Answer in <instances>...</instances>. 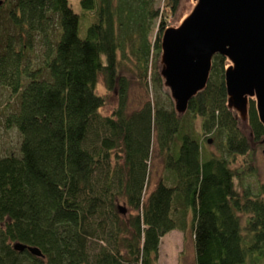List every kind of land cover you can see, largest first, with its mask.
Returning a JSON list of instances; mask_svg holds the SVG:
<instances>
[{"label": "trees", "instance_id": "obj_1", "mask_svg": "<svg viewBox=\"0 0 264 264\" xmlns=\"http://www.w3.org/2000/svg\"><path fill=\"white\" fill-rule=\"evenodd\" d=\"M112 1H80L93 16L80 37L68 0H0V87L16 97L2 120L19 135L16 151L0 153V264H156L172 229L190 230L195 264H264V185L250 165L232 167L251 140L264 142L254 102L244 130L226 107L225 59L214 54L186 110L220 141V154L205 150L159 96V41L178 0ZM127 60L145 87L151 70L157 88L130 113ZM99 77L117 94L108 115ZM153 142L164 175L143 198ZM119 200L133 212L120 213Z\"/></svg>", "mask_w": 264, "mask_h": 264}, {"label": "water", "instance_id": "obj_2", "mask_svg": "<svg viewBox=\"0 0 264 264\" xmlns=\"http://www.w3.org/2000/svg\"><path fill=\"white\" fill-rule=\"evenodd\" d=\"M159 42L158 74L176 114L185 113L189 100L205 88L212 57L219 54L226 61L227 109L247 128L252 100L264 127V0H192L189 12L178 25L166 26ZM13 247L41 255L36 247L18 242Z\"/></svg>", "mask_w": 264, "mask_h": 264}, {"label": "rangeland", "instance_id": "obj_3", "mask_svg": "<svg viewBox=\"0 0 264 264\" xmlns=\"http://www.w3.org/2000/svg\"><path fill=\"white\" fill-rule=\"evenodd\" d=\"M80 1L81 0H68L74 12L80 15L78 34L80 37H82L86 32L87 26L93 20V16L82 7ZM112 2L113 5L116 4V0H113ZM163 3V0H153L154 7H161ZM191 8L192 0H178L175 10L167 18L166 26L178 25L181 19L189 12ZM3 19L4 14L0 13V26L4 25L5 23ZM157 30V20L154 19L151 24V31L148 34V39L151 42H153L155 36L157 35ZM0 40H2V37H0ZM151 56L153 59L154 51ZM156 61H158V57ZM133 67L134 65L129 60H127V65L121 67L120 69V73L124 74L130 79L125 107L128 113L139 109L147 100L157 99V88H153L151 70L148 71L147 87H145L144 84L137 79L136 72ZM96 91L98 94L106 97V101L100 108V112L104 115L110 114L117 104L116 92L107 91L102 77H99L98 79ZM165 93L169 96L168 89L162 85V90L159 94L160 98L164 99ZM15 106L16 97L10 93L8 88L0 87V153L2 154L9 151H16L18 146L19 135L17 131L14 130V128H5L3 126L2 120L3 112L7 109H12ZM182 116L184 130L192 132V134L203 135L201 128V118L199 116L192 117L191 114H186V112L183 113ZM242 129L245 130L247 128ZM203 136L204 137L201 139L202 147L208 152L220 154L221 151L219 139L213 137L211 133H206ZM204 139H210V141H204ZM260 141L254 142L251 140L249 152L243 156L237 155L234 159V162L232 163V167L243 168V166L246 164L250 165L254 171L251 177L256 183L258 182L264 185V142ZM146 166L147 177L146 184L143 189V198L146 197V195L155 187L157 181L164 175L163 159L162 156L157 152L156 142H153ZM117 205L119 212L122 214H124L125 210H127V212H133L123 200H119ZM185 232L186 233H183L177 229H172L161 237L158 246V257L156 264H195L193 242L190 237V230Z\"/></svg>", "mask_w": 264, "mask_h": 264}, {"label": "crops", "instance_id": "obj_4", "mask_svg": "<svg viewBox=\"0 0 264 264\" xmlns=\"http://www.w3.org/2000/svg\"><path fill=\"white\" fill-rule=\"evenodd\" d=\"M180 231V230H179ZM180 232H183V231H180ZM183 233H186V232H183ZM190 237H191V240H192V235H191V233H190ZM193 241V240H192Z\"/></svg>", "mask_w": 264, "mask_h": 264}]
</instances>
